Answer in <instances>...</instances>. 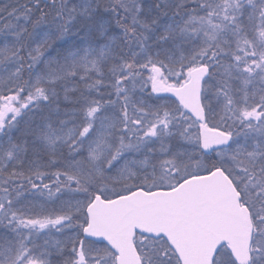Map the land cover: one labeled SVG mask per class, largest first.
Returning <instances> with one entry per match:
<instances>
[{"label":"snow or ice","instance_id":"obj_1","mask_svg":"<svg viewBox=\"0 0 264 264\" xmlns=\"http://www.w3.org/2000/svg\"><path fill=\"white\" fill-rule=\"evenodd\" d=\"M0 264H264V0L0 4Z\"/></svg>","mask_w":264,"mask_h":264},{"label":"trees","instance_id":"obj_2","mask_svg":"<svg viewBox=\"0 0 264 264\" xmlns=\"http://www.w3.org/2000/svg\"><path fill=\"white\" fill-rule=\"evenodd\" d=\"M7 2V0H0V4Z\"/></svg>","mask_w":264,"mask_h":264}]
</instances>
